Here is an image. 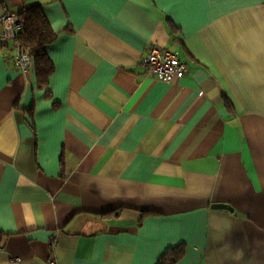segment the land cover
Segmentation results:
<instances>
[{"label":"crops","instance_id":"crops-1","mask_svg":"<svg viewBox=\"0 0 264 264\" xmlns=\"http://www.w3.org/2000/svg\"><path fill=\"white\" fill-rule=\"evenodd\" d=\"M35 5L56 33L45 85L0 39V264L177 247L175 264H264V0H1L0 16ZM151 45L187 73H149Z\"/></svg>","mask_w":264,"mask_h":264},{"label":"built area","instance_id":"built-area-1","mask_svg":"<svg viewBox=\"0 0 264 264\" xmlns=\"http://www.w3.org/2000/svg\"><path fill=\"white\" fill-rule=\"evenodd\" d=\"M0 22L4 29L0 36L2 48L6 50L16 70L29 71L33 67L34 60L27 48L18 40L19 31L21 30L19 13L5 11L0 16ZM145 67L149 73L156 75L158 79L167 83L180 79L187 73L188 69L187 64L182 62L176 53L158 45L149 47ZM14 261L20 263L21 258H16ZM48 264L59 263L52 259Z\"/></svg>","mask_w":264,"mask_h":264},{"label":"trees","instance_id":"trees-1","mask_svg":"<svg viewBox=\"0 0 264 264\" xmlns=\"http://www.w3.org/2000/svg\"><path fill=\"white\" fill-rule=\"evenodd\" d=\"M19 17L21 30L19 31L18 40L29 51L34 60L39 81L45 85L53 72V64L46 48L54 42L56 33L40 5L23 9L19 13ZM182 255V247H177L162 256L158 264H175Z\"/></svg>","mask_w":264,"mask_h":264},{"label":"water","instance_id":"water-1","mask_svg":"<svg viewBox=\"0 0 264 264\" xmlns=\"http://www.w3.org/2000/svg\"><path fill=\"white\" fill-rule=\"evenodd\" d=\"M213 208L214 209H226V210L233 211V208L227 204H214Z\"/></svg>","mask_w":264,"mask_h":264}]
</instances>
